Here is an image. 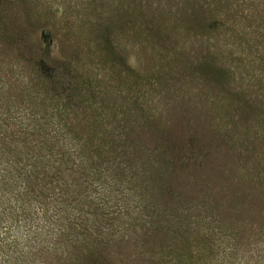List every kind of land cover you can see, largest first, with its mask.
Instances as JSON below:
<instances>
[{
  "label": "rangeland",
  "instance_id": "rangeland-1",
  "mask_svg": "<svg viewBox=\"0 0 264 264\" xmlns=\"http://www.w3.org/2000/svg\"><path fill=\"white\" fill-rule=\"evenodd\" d=\"M200 1L0 0V264H264V0Z\"/></svg>",
  "mask_w": 264,
  "mask_h": 264
},
{
  "label": "trees",
  "instance_id": "trees-1",
  "mask_svg": "<svg viewBox=\"0 0 264 264\" xmlns=\"http://www.w3.org/2000/svg\"><path fill=\"white\" fill-rule=\"evenodd\" d=\"M178 1H181L179 2V4L177 5L176 7V10L178 11L179 10V13L182 12V13H186L188 15V17L191 19L193 18V21H190L189 24H186L185 27L189 28L191 26H189L190 24H192L194 21H197L198 19H200L201 21H204L206 23H209V20L210 18L208 17V13L205 9V7L203 6V4L201 3L200 0H178ZM256 7V6H260V5H257L256 2H254L253 4V7ZM162 8V6L159 7V9L156 11V14H158L159 10ZM252 12V11H250ZM176 13V12H174ZM173 13V14H174ZM175 15V14H174ZM211 28H213V26L211 25ZM214 30H217L216 28H214ZM218 31V30H217ZM235 62V65H232V66H237L236 63L238 65H240V63L238 61H234ZM78 67H79V64L76 63V70H78ZM200 68V67H199ZM232 68V67H231ZM199 71L201 70L202 71V78H204L205 80L208 79V81H213V83L217 84L218 87H222L223 84H224V81H225V73L229 70L228 67L225 65H220V64H217L216 62L210 64V65H207V66H204V69L200 68L198 69ZM75 73V72H74ZM231 74V73H228V75ZM74 75V74H73ZM76 75V73H75ZM78 75V73H77ZM22 80H27V82L30 81V78L27 77L26 75H24V73H22ZM72 79L69 77V85H70V88L73 92V98L76 100V101H79L80 100V92H78V89L76 87V83H74L73 81H71ZM24 84V83H23ZM24 93H25V97L27 98H30L32 103L34 101L37 100L36 96H32L31 95V91L28 87H25L24 88ZM43 98L45 95H42ZM48 96V95H47ZM57 104H54V105H49V107H47L48 109H57ZM140 112V111H139ZM14 115L11 117V119H13ZM14 120H16V118H14ZM47 128H49L50 131H52V126L51 125H47ZM64 132L66 135H70L72 134L70 130H64L62 131ZM58 136H53L51 137L52 140L53 139H57ZM84 143L87 144L88 141L87 139L85 138L84 140ZM81 148V147H79ZM62 151H64L65 153V150L62 149ZM44 159H51L52 157H54V151H53V148L52 146H46L44 147ZM68 158V163L69 165H73L74 169L71 170L72 173H76V171L79 169V166L78 165H75L72 161V159L67 156ZM70 197V196H68ZM65 213V212H64ZM68 214V213H65V215ZM69 221H71V218L69 219ZM78 227L77 224H75L74 222H71L70 226L69 227H64L63 223L59 224V233L58 235H60L63 239L66 238L69 234H72L74 236L77 237V232L75 230V227ZM84 250H86V248H84Z\"/></svg>",
  "mask_w": 264,
  "mask_h": 264
}]
</instances>
